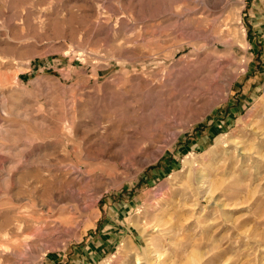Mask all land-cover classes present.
I'll return each mask as SVG.
<instances>
[{"label":"rangeland","instance_id":"374dc122","mask_svg":"<svg viewBox=\"0 0 264 264\" xmlns=\"http://www.w3.org/2000/svg\"><path fill=\"white\" fill-rule=\"evenodd\" d=\"M0 264H264V0H0Z\"/></svg>","mask_w":264,"mask_h":264},{"label":"bare ground","instance_id":"6f19581e","mask_svg":"<svg viewBox=\"0 0 264 264\" xmlns=\"http://www.w3.org/2000/svg\"><path fill=\"white\" fill-rule=\"evenodd\" d=\"M20 223V222H19Z\"/></svg>","mask_w":264,"mask_h":264}]
</instances>
